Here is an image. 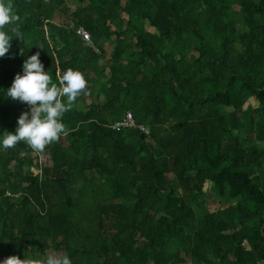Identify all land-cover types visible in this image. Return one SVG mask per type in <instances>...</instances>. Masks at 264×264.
<instances>
[{
  "label": "trees",
  "instance_id": "obj_1",
  "mask_svg": "<svg viewBox=\"0 0 264 264\" xmlns=\"http://www.w3.org/2000/svg\"><path fill=\"white\" fill-rule=\"evenodd\" d=\"M65 1L12 0L0 138L30 111L5 97L28 57L87 88L44 153L0 147V264H264V0H74L71 27ZM125 111L148 136L107 128Z\"/></svg>",
  "mask_w": 264,
  "mask_h": 264
},
{
  "label": "clouds",
  "instance_id": "obj_2",
  "mask_svg": "<svg viewBox=\"0 0 264 264\" xmlns=\"http://www.w3.org/2000/svg\"><path fill=\"white\" fill-rule=\"evenodd\" d=\"M19 21L20 17L15 12L12 0H0V58L7 55L14 39L22 41L23 32ZM92 47L91 44L89 48ZM56 76L59 86L52 83L49 72H45L44 65L39 59V52L25 59L23 75L15 76L11 87L5 92V97L27 105L30 112L25 111L20 115L14 134L3 133L0 147L4 150L24 143L33 152L42 154L47 146L58 142L61 136L68 135L62 118L71 111L77 98L85 92L87 80L82 72L70 68L62 73L56 72ZM2 264H73V262L68 255L52 251L43 259L28 257L20 259L17 256H10L5 258Z\"/></svg>",
  "mask_w": 264,
  "mask_h": 264
},
{
  "label": "built area",
  "instance_id": "obj_3",
  "mask_svg": "<svg viewBox=\"0 0 264 264\" xmlns=\"http://www.w3.org/2000/svg\"><path fill=\"white\" fill-rule=\"evenodd\" d=\"M75 35L79 37V39L83 42L84 45L91 47L90 39L88 33L83 30L81 27H77L75 29ZM30 112V111H29ZM107 128L110 131H120V130H136L142 135L148 136V129L144 127L143 125L137 124L131 113L129 111H125L123 116L114 121L113 123L109 124ZM5 197H12L15 198L16 196H13L9 194L8 192L4 193Z\"/></svg>",
  "mask_w": 264,
  "mask_h": 264
},
{
  "label": "rangeland",
  "instance_id": "obj_4",
  "mask_svg": "<svg viewBox=\"0 0 264 264\" xmlns=\"http://www.w3.org/2000/svg\"><path fill=\"white\" fill-rule=\"evenodd\" d=\"M62 8L63 9L65 8L64 13L62 14V20L64 23L68 24L71 27L73 25V23H72V19L70 17V11L74 10V8H75L74 0H66L64 2V5ZM145 27L147 29V25ZM102 49H103L104 53H109V51H110L109 50L110 48L108 47V44H106V43L103 45ZM105 59H106V57H104V60ZM92 101H94V103L96 102L95 97H93ZM247 103H249L251 107L255 106V102L253 100H248ZM207 188H208V186H204V190H207ZM205 198H207V201H208V202H206V205H205V207L208 208V210L212 211V210L217 209L219 207V205L216 203V199L213 197L212 194L209 193V191H206ZM59 254L63 255L62 253H59Z\"/></svg>",
  "mask_w": 264,
  "mask_h": 264
},
{
  "label": "crops",
  "instance_id": "obj_5",
  "mask_svg": "<svg viewBox=\"0 0 264 264\" xmlns=\"http://www.w3.org/2000/svg\"><path fill=\"white\" fill-rule=\"evenodd\" d=\"M101 67V66H100ZM85 99H87V97H85ZM88 100V99H87Z\"/></svg>",
  "mask_w": 264,
  "mask_h": 264
}]
</instances>
